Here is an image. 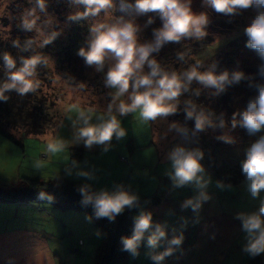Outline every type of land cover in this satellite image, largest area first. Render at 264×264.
<instances>
[{"label": "rangeland", "instance_id": "1", "mask_svg": "<svg viewBox=\"0 0 264 264\" xmlns=\"http://www.w3.org/2000/svg\"><path fill=\"white\" fill-rule=\"evenodd\" d=\"M45 4L44 12L37 8L35 16L31 17L37 18L39 30L28 32L23 30L21 24L26 11L35 7L36 0H0V39H9V42L18 41L20 47H24L26 41L32 40L30 47L34 46L33 48L39 51L44 47V41L51 39L52 34L56 33L55 39L51 42L52 46H47L48 52L53 54V57L46 61L48 78H43L45 80L42 82L36 73L31 78L34 80L36 77L42 92L50 99L56 98L55 106L51 109L54 118L44 124V128L39 132L30 134L23 133L25 128L20 125L5 127L4 124L10 121L8 117L5 123L0 119L5 132L12 137L0 133V190L12 191L30 178L49 181L55 186H58V181L61 179L74 180L90 185L97 191L101 189L111 191L117 186H123L125 190L135 194L138 200L146 196L150 197L133 212V218L141 211H149L154 225L160 224L166 234L155 249L147 246L146 234L138 248V255L134 257L129 252L127 264H156L151 257L163 253L168 248H171L172 252L165 256L160 264H247L250 256L243 251L247 241L241 221L236 217L241 212L256 211L260 200L251 198L246 191L244 179L238 183H227L207 170L208 163L219 169L234 164L243 156L245 145L238 151L237 148H233L235 153L222 150L223 147L217 151L201 147L204 178L209 180L204 191L207 192L209 199L194 212L191 206L184 208L182 205L186 200L194 199L200 189L193 185L174 187L169 175L172 169L171 162L167 159L168 152L178 144L188 149H197L199 145V142L195 144L194 141L181 137L175 130H169L173 122L194 129V120L183 121L180 109H177L175 115L147 122L140 117L138 111L126 116L117 114L127 135L119 141L113 137L106 152L103 150V145H94L89 149L82 142H74L73 120L83 112L91 117L93 123H97V117L102 115L112 102L110 93L114 90L105 87L104 72H97L94 67L87 68L84 63L85 70L80 74V72L71 73V69L66 64H61V61L67 58L66 54L62 53L63 50L66 45H71L68 39L69 33L76 34L79 29L78 22L70 21L68 17L77 11H82L83 6L74 5L70 0H45ZM210 10L206 6L205 11L192 8L194 13L206 12L209 18L221 15L212 10L213 13H210ZM113 13L107 17L101 13L95 19L89 18L84 21L88 28L96 20L112 22L116 18ZM254 15V10L248 9L233 18L223 15L222 19L218 17L217 20H226V22L230 20L233 23H226L228 27L224 28L209 24L208 35L213 38L204 44L203 40L194 39H185L178 44H166L165 48L174 47L175 51L178 49L177 54H182V48L187 49L186 62L182 65L180 62L179 70L176 72L181 73L191 68L192 63L188 61L193 57L205 63L226 51L230 52L233 63L253 61V66H260L258 58L245 45H236L239 44V37L244 35V28ZM152 38L151 33L147 41ZM23 51L20 50L19 53ZM167 60V69L171 71L175 66L176 56L169 54ZM77 67L79 69V66ZM107 67L108 64L105 66V72ZM68 76L75 79L71 80L67 78ZM260 135H264V132L258 133L255 140ZM189 136H192V133ZM49 145H52L56 151L49 152ZM76 149L81 150L82 157L72 161L71 153L74 151L76 153ZM37 162L43 167L37 169L35 167ZM81 171L88 172L91 179L78 176L77 173ZM218 181L224 185L223 188L217 187ZM153 195L159 197L158 204H153L151 201ZM261 197H264V192L261 193ZM24 200L30 207L20 206L17 217L12 215L11 210L3 211L5 206L0 204V231L29 227L30 225L25 221L31 215L29 221L33 224V227L31 225L33 229L35 226L39 230L45 225L48 227L47 232L52 234V237L43 236L41 239L47 241L52 252L44 251L50 256L49 258L39 254L35 259L32 253L37 251V248L40 250L38 247L40 241L36 243L32 239H22L16 233L11 236L6 235L5 240H2L5 246L1 252L4 253L5 249L12 245L16 247L18 254L4 258L5 264H93L96 248L102 242L103 235L102 229L89 216L79 210L58 208L53 213L52 210L44 209L51 214L45 215V212L40 210L44 206L52 209L49 201H36L30 197H25ZM178 236H182L181 244L171 245L170 241ZM26 245H30L31 250L27 251ZM45 249L46 247L43 250ZM259 256L264 264V254Z\"/></svg>", "mask_w": 264, "mask_h": 264}, {"label": "clouds", "instance_id": "2", "mask_svg": "<svg viewBox=\"0 0 264 264\" xmlns=\"http://www.w3.org/2000/svg\"><path fill=\"white\" fill-rule=\"evenodd\" d=\"M191 2L192 0H119L117 5L116 0H70L74 5L83 6L82 11L69 15L70 21L95 19L101 13L107 17L114 11L123 14L112 22L96 20L92 23L86 47H81L77 52L87 66L94 67L97 72H104L105 87L114 91L110 93L112 102L109 103L107 110L97 117V123H93L91 117L83 112L73 120L74 142H82L89 149L94 145H103L106 152L113 137L119 141L127 135L117 114L126 116L138 111L145 122L175 115L179 97L189 91L193 81L204 88L214 89L213 95L219 96L227 87L248 79L249 86L255 87L256 95L248 100L243 110L233 114L231 127L233 129L239 127L249 136L264 132V83H253V78L246 76L242 71L230 73L224 70L217 73L215 63L203 72L198 70L200 64L181 73L167 71L153 55L159 53L166 44H178L185 39L201 41L208 35L207 28L210 24L208 14L194 13ZM202 6L229 18L253 9L255 15L244 28V35L247 37L246 47L254 50L264 61V0H202ZM37 8L44 12L45 0H36L35 7L26 11L21 24L23 30L28 32L39 30L37 18H31L35 16ZM141 16L148 17L145 27L152 25L157 17L161 21V25L152 30V40L143 43L138 40L141 28L134 19ZM55 36L56 33H53L52 38L45 40L44 43H51ZM13 43L15 47H20L18 41ZM32 43V40L26 41L23 50L28 51ZM178 59L183 60V54H178ZM2 60L7 82L0 85V101L7 102L5 92L15 91L23 96L34 91L31 78L34 77L36 67L41 61L35 57H22L20 66L17 67V61L7 52L3 54ZM106 64L108 67L105 72ZM258 75L264 77V64L259 66ZM196 95H199L198 91ZM185 103V119L194 120L192 135L203 132L206 128L225 127L222 115L217 125L212 119L213 113H206L204 109L197 110L191 101ZM169 130H175L184 139L189 136L188 128L176 122L170 124ZM218 139L228 144L235 143L234 139L225 135ZM48 151L55 152L56 149L49 145ZM167 159L171 162L172 171L169 175L174 187L193 185L200 189L194 199H188L182 205L184 208L191 206L194 212L198 211L202 203L209 199L207 192L204 191L209 180L204 178L205 169L201 164L203 152L178 144L168 152ZM35 167L40 169L43 165L37 162ZM240 167L246 191L251 198L260 200L256 211L241 212L236 217L241 221L247 241L243 251L254 258L264 254V197H261V193L264 192V135H260L245 150ZM77 175L91 179L86 171L78 172ZM217 187L223 188L224 185L218 181ZM78 191L82 196L81 203L84 206L91 205L96 218H107L109 221H114L126 208L134 207L138 201V197L125 190L123 186H117L111 191L107 189L92 191L90 185L85 184ZM38 198L49 202L53 200V196L46 192H40ZM146 234L147 246L151 249L158 247L166 235L160 224L154 225L150 212L141 211L134 218L132 235L122 237L123 250L130 252L134 257L137 256L138 248ZM181 242L182 236H178L174 237L170 244L178 246ZM171 252L172 249L168 248L151 258L156 264H160Z\"/></svg>", "mask_w": 264, "mask_h": 264}, {"label": "trees", "instance_id": "3", "mask_svg": "<svg viewBox=\"0 0 264 264\" xmlns=\"http://www.w3.org/2000/svg\"><path fill=\"white\" fill-rule=\"evenodd\" d=\"M201 0H192L191 7L193 10L197 11H205V6H202ZM118 5L119 0H116ZM199 9V10H198ZM210 13L211 12L210 10ZM114 16L118 17L123 15L119 11H114ZM221 19L223 18L222 15H219ZM218 17L213 16L210 18V24L213 27H228L226 23L232 24L230 20H217ZM126 19L129 17H125ZM135 22L140 25L141 31L138 33V40L140 43L147 41L148 37L152 33L154 28H157L158 25L161 24L159 18H155V22L152 25H148L145 27V22L148 19L147 16L135 17ZM79 29L78 32L75 34L69 33L68 39L71 41V45H66L65 49L62 53L66 54V59L61 61V64H66L69 69H71V73L80 72L83 73L85 70L84 67V60L82 57L77 55L78 50L81 47H86L87 45V34L89 31L88 26L84 20L77 21ZM212 36L208 35L206 37V41L203 39V44L205 42H210L212 40ZM239 44L236 45H245L247 37L245 35H241ZM9 39H0V85L7 82V73L3 65V54L5 52L10 53L13 58L17 61V67L20 66L21 58L27 57H35L41 63H38L35 70V73L38 74L37 77L42 80L43 78H48L46 74V61L53 57V54H50L49 48L47 46H52V43L45 44L39 51L33 47H29L28 51H23L19 53V51L23 50L24 47H15L13 42H9ZM51 44V45H50ZM187 45V44H186ZM199 46V45H196ZM237 46V47H238ZM54 47V45H53ZM185 47V46H184ZM47 48V49H44ZM168 48V47H167ZM165 48V46L159 51V53H154L153 55L158 60V62L164 66H162L165 70L169 71L167 68L169 54L171 56H176L175 66L173 70H179V63L186 62L187 57V49L182 48V54L184 56L183 60L178 59L177 50L173 48ZM181 48V47H180ZM44 49V51H43ZM37 50V51H36ZM164 50L166 52H164ZM168 50V51H167ZM251 53L258 58V62L260 64H264L256 54L254 50H251ZM46 52V54H45ZM230 52L226 51L220 54L219 56L211 59L208 62L202 63L196 58H191L188 62L192 63V66L196 64H200L201 67L198 69L199 71L203 72L208 70V68L215 63L217 73L222 72L224 70H228L230 73L232 71H242L245 73L246 76H250L253 78V83H264V77L258 75L259 66H253V61H248L249 63H233L232 59L230 58ZM63 58V57H62ZM163 60V61H162ZM204 62V61H203ZM80 63V64H78ZM79 66V69L78 67ZM88 68V66H86ZM186 69L188 66L185 67ZM45 70V71H44ZM71 77V78H70ZM69 79L72 76H68ZM33 84L34 91H31L23 96L19 95L15 91L5 92L4 95L7 96V102L0 101V119L1 122L7 120V117L10 121L4 124L5 127H17L22 126L25 129L22 131L25 134L39 132L42 128H44V124L47 122H51L52 118H54V113L51 109L55 106V99H50L48 95L42 92L41 85L37 82L36 77L34 80H31ZM199 92V95H196V92ZM214 89L204 88L197 82L193 81L192 84L189 86V91L184 93L179 97L178 101V109H180L181 119L185 120V107L187 101H191L192 104H195L197 110L204 109L206 113L210 112L213 113L212 119L218 125L219 118L222 115L225 121V127H215V128H206L205 131L197 133L196 135L188 136L187 139L194 141L195 144L199 142L197 149L200 151L202 148H211L219 150L220 147H223L222 150L231 151V153H235L233 148H242L245 145V149L243 156L237 159L234 164H230L228 167H223L222 169L216 168L210 163H208L207 170L211 173H214L219 179L223 180L227 183H238L244 179L241 173V161L244 159L245 150L250 146L252 142L255 141V136H249L247 132L239 127L233 129L231 127L232 116L234 113H238L243 110L249 99L256 95L255 87L249 86V80L244 79L241 80L238 84H233L227 87L226 91L221 93L219 96L213 95ZM7 125V126H6ZM0 124V133L4 134L10 138H12L9 134L5 132V128ZM26 126V127H25ZM189 130V135L192 133L191 128L187 126ZM227 135L235 140L234 144L224 143L222 140L218 139L221 135ZM225 135V136H226ZM243 145H238V144ZM235 145V146H234ZM74 150V149H72ZM77 153V154H76ZM73 153H71L72 161H77L81 159L82 154L81 150L76 149ZM207 161V160H206ZM209 161V160H208ZM85 185V183L68 180V179H61L58 181V186H55L51 182L41 181L38 178H30L27 179L26 182L20 185L19 188L14 189L12 191H3L0 190V199L3 200H12L17 197L25 198L30 197L32 199H39L38 194L40 192H46L53 196V200L50 202L55 208L62 209V210H79L84 212L87 216H89L101 229H102V242L96 248V252L94 255V262L93 264H127L129 259V252L123 250V243L122 237H130L132 235L133 227H134V218L133 212L142 204L146 203L150 197H143L137 201V204L132 208H126L124 212L118 215L114 221H109L107 218H96L94 215V210L91 205L84 206L82 201V196L79 193L78 189ZM92 191H97L93 187H91ZM151 201L153 204H158L160 199L157 195H153L151 197ZM149 212V211H145ZM247 264H262L261 257H249Z\"/></svg>", "mask_w": 264, "mask_h": 264}, {"label": "crops", "instance_id": "4", "mask_svg": "<svg viewBox=\"0 0 264 264\" xmlns=\"http://www.w3.org/2000/svg\"><path fill=\"white\" fill-rule=\"evenodd\" d=\"M36 201H45V200H41V199H35ZM46 202H47V200H46ZM0 204L1 205H3V206H5L4 208H3V211H7V210H11L12 211V215H14V216H18V212H19V209L21 208V207H30V205H28V204H26V202H25V200L23 199V198H21V197H17V198H15V199H12V200H9V199H7V200H3V199H0ZM47 204H50V203H47ZM6 206H8V207H6ZM21 206V207H20ZM50 206H51V208L52 209H49V208H46L45 206H44V208H42V210H40L41 212H45L44 214L46 215V213L47 214H49V215H51L50 214V212H46L44 209H46V210H52L51 212L53 213V212H56V208L52 205V204H50ZM35 214V213H34ZM33 214V215H34ZM67 214V213H66ZM29 218V219H28ZM27 219H26V223L28 224V225H30L29 227L27 226V227H24V228H20V229H17V228H11V229H9V230H1L0 231V254H1V257H0V264H5L4 263V258H11L12 256H14V255H17L18 254V252H17V249H16V247H14V246H12V245H10V246H8L6 249H5V251H4V253H2L1 251H2V248L5 246V243L2 241V240H5V236L6 235H12V234H14V233H16L18 236H20L22 239H32L33 241H35L36 243L38 242V241H40L39 242V246L38 247H40V250H38V248H37V251H35L34 253H32V256L35 258V259H37V257H38V255L39 254H41L42 256H44V257H46V258H49L50 256H48V255H46V253L44 252V251H46V250H48L50 253L52 252V250H50V248H49V245H48V243H47V241L46 242H44V241H42L41 239H42V237L43 236H49V237H52L51 235V233H49V232H47V226H45V225H42L40 228H39V230H38V228H35V226H34V229L32 228L33 227V224L29 221L30 219H31V215L28 217ZM57 220V219H56ZM57 221H59V220H57ZM12 224V223H11ZM60 224V223H59ZM58 224V225H59ZM13 225V224H12ZM31 225H32V227H31ZM5 229H7V226L5 227ZM6 231V232H5ZM8 231V232H7ZM26 247H27V251H29V250H31V247H30V245H26ZM46 247V249L45 250H43L44 248ZM31 253V252H30ZM3 256V257H2Z\"/></svg>", "mask_w": 264, "mask_h": 264}]
</instances>
